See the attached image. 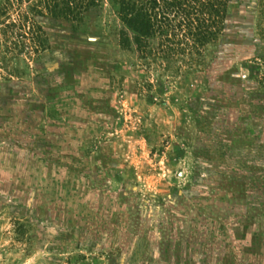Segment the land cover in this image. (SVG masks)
Wrapping results in <instances>:
<instances>
[{
	"label": "rangeland",
	"instance_id": "obj_1",
	"mask_svg": "<svg viewBox=\"0 0 264 264\" xmlns=\"http://www.w3.org/2000/svg\"><path fill=\"white\" fill-rule=\"evenodd\" d=\"M188 47L0 0V264H264V0Z\"/></svg>",
	"mask_w": 264,
	"mask_h": 264
},
{
	"label": "trees",
	"instance_id": "obj_2",
	"mask_svg": "<svg viewBox=\"0 0 264 264\" xmlns=\"http://www.w3.org/2000/svg\"><path fill=\"white\" fill-rule=\"evenodd\" d=\"M227 4L228 0H120V14L141 37L181 35L188 48H199L220 32Z\"/></svg>",
	"mask_w": 264,
	"mask_h": 264
}]
</instances>
